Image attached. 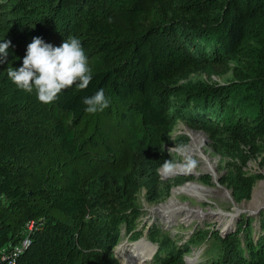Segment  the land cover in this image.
Listing matches in <instances>:
<instances>
[{"label": "trees", "instance_id": "1", "mask_svg": "<svg viewBox=\"0 0 264 264\" xmlns=\"http://www.w3.org/2000/svg\"><path fill=\"white\" fill-rule=\"evenodd\" d=\"M37 36L82 41L93 69L86 89L42 104L8 79ZM3 39L12 46L0 57V264H121L115 248L124 227L142 236L139 194L158 200L154 179L180 121L209 131L215 148L264 150V0H0ZM101 88L110 106L86 113L82 98ZM258 178L232 171L223 184L240 203ZM186 181L161 183L160 195ZM254 220L191 243L211 242L206 264H264V210L257 230ZM31 221L43 223L9 258ZM152 237L159 249L144 264H188L187 243Z\"/></svg>", "mask_w": 264, "mask_h": 264}, {"label": "rangeland", "instance_id": "2", "mask_svg": "<svg viewBox=\"0 0 264 264\" xmlns=\"http://www.w3.org/2000/svg\"><path fill=\"white\" fill-rule=\"evenodd\" d=\"M231 74L232 72L222 77H216L215 80L222 85ZM196 136L199 138L196 139ZM175 146H181L186 154L196 158L199 162L198 166L190 173L179 172L173 175L164 174L163 171L165 169L163 167L159 169L154 179L160 183L157 201L152 202L147 198L146 188L141 190L138 204L143 211L136 221L135 229L142 233V236L138 239L132 238L124 227L121 241L115 248L116 256L121 264L144 263L130 259L132 254L134 255L136 244L139 242H143L142 246L146 247L153 257L160 245L156 240L157 238L152 237L155 232L167 234L172 240H176L179 245L187 243L188 249L182 250L188 264H206L208 258L212 256L208 251L211 242L194 245L191 240L195 238L196 234L206 232L209 229L223 233L234 230L243 217H254L253 224L256 230L259 227V212L264 210V150L260 151L261 147L258 149L250 144L241 143L236 146L230 145L221 146L219 149L215 148L211 133L189 121L178 122L171 133V139L165 145L167 156L177 163L176 168H178L180 157L176 154ZM209 163L213 164V170L205 168ZM232 171L260 175L249 200H244L240 203L236 202L232 189L223 184L228 174ZM181 178L188 179L184 184L187 182L195 183L203 193V198L198 199L186 192L174 195L173 190L184 184L173 187L170 191V197L166 199L160 195L165 192L161 189L165 185L161 183L168 184ZM255 190L258 191L260 200L257 208L250 207ZM172 196H175L174 203L177 207L175 209L177 214L175 213V215H169L168 212L170 211L167 212L166 209L159 208L160 205L167 204ZM184 205H189L191 208L196 209L201 208L204 211L203 213L187 215L186 211H181L180 209ZM237 206H240L241 209L238 210ZM216 211L226 212L227 215H233L234 217L219 216L214 213ZM229 221L231 223L225 226Z\"/></svg>", "mask_w": 264, "mask_h": 264}, {"label": "clouds", "instance_id": "3", "mask_svg": "<svg viewBox=\"0 0 264 264\" xmlns=\"http://www.w3.org/2000/svg\"><path fill=\"white\" fill-rule=\"evenodd\" d=\"M12 41L0 40V57L6 58ZM8 79L20 90L35 94L42 104H50L59 98L62 91L74 87L76 91L86 89L93 79V69L89 56L82 41L75 36H69L59 46L45 42L42 37H34L27 45L22 66L8 67ZM84 111L88 114L103 112L110 106V98L103 88L91 96L82 98ZM180 157V170L190 173L198 166V160L185 153L181 146H175ZM171 153V149L169 150ZM177 163L168 159L162 167L172 171Z\"/></svg>", "mask_w": 264, "mask_h": 264}, {"label": "bare ground", "instance_id": "4", "mask_svg": "<svg viewBox=\"0 0 264 264\" xmlns=\"http://www.w3.org/2000/svg\"><path fill=\"white\" fill-rule=\"evenodd\" d=\"M195 138L198 139L199 137L196 136ZM205 168H207L208 170H213L214 166H213V164L209 163L207 165V167H205ZM179 172H183L180 170V167H178L172 171H166V170L163 171L164 174H168V175L177 174ZM185 192L190 193L193 197H196L198 199L203 198V193L200 191V189L198 188V186L195 183L187 182L186 184L179 186V187H176L173 190L174 195H177L179 193H185ZM174 197L175 196H172L167 204L160 205V207H159L160 209H162V208L166 209L167 212L170 211V212H168L169 215H175V213H176L175 209H177V207L175 206V203H174ZM259 202H260V200L258 198V191L255 190L254 195H253V200L250 203V207L257 208L259 205ZM189 207H190L189 205H184V206H181L180 209H181V211L182 210L186 211L187 215L194 214V213H203V211H204L201 208L196 209V208H191V207L189 208ZM178 209H179V207H178ZM237 209L240 210L241 209L240 206H237ZM214 213H216V215L218 214L219 216L234 217L233 215H227L226 212H222V211L221 212L216 211ZM230 223H231V221H229L228 224H226L225 226L229 225ZM142 245H143V242H139L136 244L135 250H134V255L132 254V256L130 257V259L132 261L137 260V261H142L145 263L146 260H149L152 258V254L149 252V250ZM144 263H142V264H144Z\"/></svg>", "mask_w": 264, "mask_h": 264}, {"label": "built area", "instance_id": "5", "mask_svg": "<svg viewBox=\"0 0 264 264\" xmlns=\"http://www.w3.org/2000/svg\"><path fill=\"white\" fill-rule=\"evenodd\" d=\"M42 223L43 222L37 223L36 221H31V222H29L27 224L26 231H25V235L26 236H25L21 246L16 247L13 250L12 254L9 256V258L16 257L19 253H21L23 251L24 248H26L29 245V243H30V234L32 232H34L38 227H40ZM6 257H7V254L4 255V258H6Z\"/></svg>", "mask_w": 264, "mask_h": 264}, {"label": "water", "instance_id": "6", "mask_svg": "<svg viewBox=\"0 0 264 264\" xmlns=\"http://www.w3.org/2000/svg\"><path fill=\"white\" fill-rule=\"evenodd\" d=\"M263 210H260V212L259 213H261Z\"/></svg>", "mask_w": 264, "mask_h": 264}]
</instances>
